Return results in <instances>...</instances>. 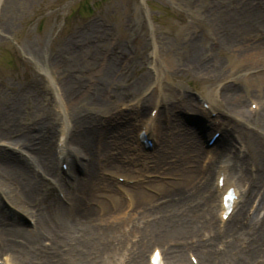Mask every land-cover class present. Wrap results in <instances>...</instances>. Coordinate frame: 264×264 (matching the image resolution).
<instances>
[{"label": "rangeland", "instance_id": "rangeland-1", "mask_svg": "<svg viewBox=\"0 0 264 264\" xmlns=\"http://www.w3.org/2000/svg\"><path fill=\"white\" fill-rule=\"evenodd\" d=\"M234 1L0 0V121L17 112L20 129L19 134L0 142L1 153L13 156L18 165L36 174L48 191L44 200L58 207L68 204L63 197L65 189L72 190L74 179L81 180L80 184L91 174L89 161L99 162L98 174L77 188L92 200L85 208L88 213L92 210L96 222L89 246L48 249V239L33 233L29 214L0 197V230L16 231L12 235L33 233L41 240L34 242L36 249L23 250L33 257L22 264H150L155 253L160 262L165 259L160 264H170L177 261L172 256L169 259L170 251L185 264H264V224L261 228L258 224L264 222V211L256 214L264 184L259 183L252 196H246L250 184L264 172V157L259 155L264 150V79H260L264 44L258 45L261 36L247 32L246 43L241 42L238 49L217 47L227 38L238 44L231 37L234 33L224 31L220 24L230 23ZM192 53L197 56L191 57ZM105 73L107 77H103ZM64 82H68L67 104L60 88ZM228 87L242 102L239 109L244 110L236 124L246 140L236 139L232 117H220L216 106L204 116L177 107L168 113L163 107L181 98L202 106L203 96L207 102L217 98L220 106V94ZM52 88L60 102L54 101ZM152 93L154 99H150ZM73 113L97 121L95 142L101 149L95 148L91 156L79 160L71 152L55 175L42 176L16 150V141L27 129L31 131L32 122L47 119L57 126L62 116L68 120ZM72 133L67 131L63 139L54 136L52 152L64 149L70 153ZM187 135L207 151L214 168L227 167L223 178L232 185L236 203L221 222L218 203L210 209L207 206L209 194L192 197L194 189L204 183L202 170L206 173L209 166L199 164L187 149L182 153L186 169L179 173L186 178L176 180L173 174L178 166L170 162L176 151L166 140H157V136L170 140ZM126 136L130 149L103 144ZM161 157L167 162L157 163ZM243 204L245 211L239 216ZM165 207L166 211L158 213ZM252 219L249 228L246 221ZM187 222L198 231L174 240L177 224ZM18 237L13 240L22 249L24 241ZM4 240L0 237V264H16L8 252H2ZM40 248L50 251L44 253Z\"/></svg>", "mask_w": 264, "mask_h": 264}, {"label": "bare ground", "instance_id": "bare-ground-1", "mask_svg": "<svg viewBox=\"0 0 264 264\" xmlns=\"http://www.w3.org/2000/svg\"><path fill=\"white\" fill-rule=\"evenodd\" d=\"M231 2V0H230ZM232 3V2H231ZM234 9L229 16L230 23H227V25H222L223 22H221V26L224 29V31H229L231 34L234 33L233 36L237 39H235L238 44H234L233 41L234 38H227L226 40H220L218 44V48L224 46L227 48L228 46L234 51V49H238L239 45L243 43H246V39L248 36H245L247 32L254 33L255 35L261 36V42L258 43L260 45L261 43L264 44V0H235L233 2ZM219 27L218 29H220ZM237 34V37H236ZM231 41V42H230ZM191 44V49H195L194 43ZM247 44H250L249 41H247ZM236 53H234L235 55ZM197 56L196 53H192L191 57ZM190 60V56H189ZM221 71H218L216 73V76L219 80L221 75ZM107 73L103 75V77H107ZM216 78V77H213ZM264 79V75L260 78ZM68 82H64L62 84L61 88V95L64 99L66 95V89ZM231 87V86H230ZM230 87L223 90L220 94L219 99L220 106L216 104L217 98L210 99L209 102L205 99V97H201V105H196L194 101L191 99H184L181 98V100L175 99V102L169 101L171 103H165L163 105L164 108L168 111V113L172 112L176 107L177 109H180L182 112H198L199 115L204 116L205 112H211L212 106H216L219 108V115L220 117L227 119L226 116H231L234 126L231 128V130H234V133H237L236 139H245L246 136H243L241 133L240 126L238 123L236 124V118H241L240 114L243 112V108L239 109V103H242L241 100L236 95V91L234 89H230ZM264 91V87L262 88ZM155 93V92H154ZM152 93L150 96V99H154L155 94ZM51 94L54 96V101H59L57 91L55 89H51ZM148 99V100H150ZM65 100V99H64ZM65 103L67 104V101L65 100ZM202 107V108H201ZM257 108V106H256ZM128 110V107L126 108ZM155 110L157 108H154ZM243 109V110H242ZM255 109V108H254ZM259 110V108H257ZM248 110V109H247ZM246 110V111H247ZM250 111L254 112L255 110L250 109ZM16 113L14 112V116H8L4 117L0 121V142L5 139H11L16 133H20L19 129V119L16 118ZM18 114V113H17ZM75 115H72V118H68V120L62 116V119L60 122L56 125H53L52 121H48L47 119H41L37 122H32L33 127L31 128V131H36V134H31V131L25 133H22L20 138L16 141L17 149L21 151V153L28 157L30 161H32V166L30 163V166L33 168V165L36 168L42 172V176H50L55 175L56 170L59 168L63 162L69 161V155L74 154L75 158L77 160L79 159H85L86 156H91L92 151L95 148H100V143L97 144L95 142L96 140V130L98 128L97 121L93 120L91 117H84L79 115V113H73ZM10 115V114H9ZM238 118V119H239ZM225 120H223L222 124ZM221 124V125H222ZM22 128V127H21ZM230 130V131H231ZM67 131H70L72 133V137L70 139V153H65V150L58 152H52L50 149V144L52 143L54 136L58 135L63 139V137L66 135ZM232 132V131H231ZM233 133V134H234ZM159 135V134H158ZM228 135V133H227ZM231 135V133H230ZM162 136V134H160ZM157 136V140L163 141L166 140V143H170L176 151V157L175 159L170 160L172 163H176L178 168L177 171L174 172L173 177L176 176V180H185V176L179 175V173L182 172V170H185V164H184V158L185 156H182V153H185L187 149L192 151L194 156L197 158V162L200 163H206L207 166H209V170L205 173L203 170L201 172V177L204 183L201 184V186L198 189H194V193L192 194V197L195 198L196 195L199 197V194H209V198L207 199V206H209V209L214 205V203H218L217 205V215L219 216L220 222L223 221V218L226 217L228 214H226L229 210H232V207L236 203L234 202V199L232 201L231 197H234V194L231 195V184L226 183L224 181L223 175L225 173L226 168H214L213 165L210 163L209 159L206 157L207 151L199 148V146L192 141L188 135L185 137H180L176 139H170L164 136L160 137ZM160 137V138H159ZM165 138V139H164ZM128 136L124 137V139L121 140H113L112 142H103L105 146H120L124 149H130L132 147V144L129 141ZM246 140V139H245ZM96 143V144H95ZM102 144V143H101ZM105 146H101L102 148H105ZM9 147V145H8ZM24 150L30 151L29 155ZM229 152H232V149L230 148ZM239 154H241V151H238ZM237 152V153H238ZM233 153V152H232ZM263 154L264 157V150L260 152L259 155ZM257 154V153H256ZM243 160V159H242ZM9 162V167L6 166H0V197H4L7 199V201L16 209H19L24 214H29L31 217V220L33 221V233L34 231L37 233L36 235L40 237L41 239L47 238L49 241L48 249L57 250L59 247L69 248V249H76L80 248L81 245L84 243L89 246V240L90 237V230L91 227L94 229L96 222L93 223V218L91 213H88L85 208L86 205L89 203H92V200L90 198H87L86 196H90L89 194H86V196L81 195L78 193L77 188L79 185H84L85 180L87 181L90 179L91 175H96L97 168L99 167V162L97 161H89V168L91 174L86 175V179L81 182L77 177L74 179V183L71 184V191L68 192L65 189L66 196L63 197L64 201L68 204H61L56 206L51 202V204L46 203L44 200L45 198H48V191L46 190L45 184L41 181V179L32 172L26 171V169L22 168L20 165H18L16 158L13 156H8L5 153H1L0 150V164ZM167 158L161 157L157 159V163H166ZM239 163V161H238ZM225 165V164H224ZM158 168V167H157ZM36 169V170H37ZM181 169V170H180ZM187 172V171H186ZM183 173V172H182ZM260 174V173H259ZM181 176V177H180ZM258 181L253 182L254 184H250L249 191L246 193V196L250 194L252 196L253 194V188L258 187L259 183L264 184V172L259 175ZM95 177V176H94ZM244 178V176H243ZM253 179V178H252ZM202 181V182H203ZM110 185V184H108ZM110 188V186H108ZM211 190L213 193L211 194ZM138 191V189H136ZM255 191V190H254ZM237 192L235 193V195ZM137 195V193H136ZM262 195V194H261ZM45 197V198H44ZM230 199V203L232 204L231 208L230 205L227 202H225V199ZM258 199V197H256ZM258 209L256 211L257 215H260V211H264V196H260ZM228 199V200H229ZM1 200V199H0ZM211 205V206H210ZM246 205V204H245ZM245 205L243 204V207L240 208V214L239 216H242L245 211ZM168 207L160 208L158 209V213H162L167 210ZM179 209V208H178ZM178 209L174 211L176 216L178 217ZM212 211L210 213L212 214ZM88 214V215H87ZM90 215V217H89ZM88 217V218H87ZM234 216L231 218L233 220ZM253 220V219H252ZM248 220L246 221V225L253 226L254 220ZM230 222V221H229ZM227 222V223H229ZM226 223V224H227ZM98 224V223H97ZM260 224V227L264 224V222H258ZM7 225V223H6ZM8 226V225H7ZM254 227H256L254 225ZM197 228V227H196ZM189 222L184 224H177V232L176 235L173 236V239L175 240H182L184 238H188V236L194 232L198 231L196 230ZM74 230V233L72 231ZM77 230V231H76ZM255 232H258L259 229L253 228ZM13 230H0V237L2 239H5V245L4 250L5 252H8L10 257L14 260L16 264H22V263H30L32 260V257L30 254H28L27 251L29 248H34L35 243L41 240H38L35 238V234L33 233L27 235L26 233H23L22 231H17L15 235ZM20 232V233H19ZM76 232V233H75ZM79 232V233H78ZM20 236L21 240L24 241L23 245L24 248L19 249L18 240H13V236ZM77 236L79 238H77ZM10 237V238H9ZM18 237L17 239H19ZM94 238V237H93ZM98 239V238H95ZM94 241V239L92 240ZM186 241V240H185ZM16 243V244H15ZM37 247L35 246V249ZM24 250V251H23ZM44 250V253L46 251L50 250ZM41 248L39 251H43ZM71 251V250H70ZM174 252L170 251L168 256L169 259L172 257H175L177 259L178 264H185L182 258H180L179 255L173 254ZM157 254V253H156ZM167 255V254H166ZM165 256V255H164ZM158 263L160 264L162 260H165L163 257L160 262V256L158 255ZM150 259V264H153V262ZM30 261V262H29ZM176 262H173L171 260L170 264H176ZM166 262H164L165 264ZM138 264H143L142 262ZM201 264H204L201 262ZM206 264V263H205Z\"/></svg>", "mask_w": 264, "mask_h": 264}]
</instances>
